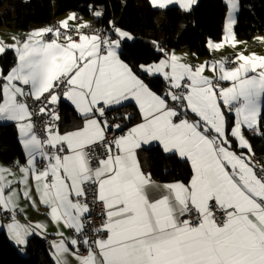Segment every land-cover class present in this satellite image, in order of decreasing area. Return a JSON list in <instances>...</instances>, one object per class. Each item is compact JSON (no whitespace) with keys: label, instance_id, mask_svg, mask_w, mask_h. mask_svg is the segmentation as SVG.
Listing matches in <instances>:
<instances>
[{"label":"snow or ice","instance_id":"snow-or-ice-1","mask_svg":"<svg viewBox=\"0 0 264 264\" xmlns=\"http://www.w3.org/2000/svg\"><path fill=\"white\" fill-rule=\"evenodd\" d=\"M149 3L189 12L197 0ZM225 3L210 53L243 43L234 31L239 0ZM87 8L94 19L105 14ZM78 18L0 40V55L14 52L6 74L0 67V122L14 125L24 153V163L0 166V220L8 221L0 231L22 251L32 236L47 239V224L18 218L23 200L45 207L56 226L52 264H70L69 256L76 264H264V158L247 135L264 138V55L192 64L153 41L158 58L137 64L124 50L132 34L112 20L93 29ZM148 77L162 78L164 91ZM62 102L81 121L63 131ZM129 105L139 122L110 121ZM153 147L190 166V178L154 179L139 158Z\"/></svg>","mask_w":264,"mask_h":264},{"label":"trees","instance_id":"trees-1","mask_svg":"<svg viewBox=\"0 0 264 264\" xmlns=\"http://www.w3.org/2000/svg\"><path fill=\"white\" fill-rule=\"evenodd\" d=\"M89 4L103 6L105 14L102 19H94L96 24L106 26L112 20L117 27L134 35V41L127 42L124 50L137 64L151 63L158 58L153 41L168 51L188 49L196 54L195 57H209L207 41L209 38L221 40L227 12L223 0H198L189 12L175 6L156 10L150 6L149 0H0V28L28 31L35 26L50 24L70 12L93 17L87 8ZM239 6L234 29L236 35L246 40L264 35V0H239ZM13 64V52L0 55V67L5 73ZM146 82L158 92H163L166 87L161 78H147ZM59 109L62 131L81 122L68 103L62 102ZM125 115L133 116L131 122L122 119ZM108 116L112 123L130 126L138 122V112L132 105L109 112ZM248 137L256 156L264 158V138L252 134ZM139 158L144 169L150 170L158 181H186L190 178V166L178 158L164 160L155 147L142 151ZM0 160L9 164L24 161L17 131L11 123L0 125ZM0 264H52V261L47 243L41 237H30L22 255L6 233L0 231Z\"/></svg>","mask_w":264,"mask_h":264},{"label":"crops","instance_id":"crops-1","mask_svg":"<svg viewBox=\"0 0 264 264\" xmlns=\"http://www.w3.org/2000/svg\"><path fill=\"white\" fill-rule=\"evenodd\" d=\"M198 1V0H197ZM225 6H226V3H225V0H223ZM196 4H194L192 6V8L195 6ZM178 7V5H171L169 7ZM168 7V8H169ZM155 9V8H154ZM156 10H159V9H156ZM162 11V10H161ZM227 11V9H226ZM72 13V12H70ZM70 13H67V14H64L62 16H59L57 18H55L52 23L50 24H43V25H40V26H35V27H32L30 30L28 31H17V30H13V29H10V28H7V27H1L0 28V40H2L4 43L6 44H11L13 41H12V37H24L25 35H27L31 30H34V29H39V28H42V27H46V26H55V25H58V23L64 19L67 18V16L70 14ZM78 19L75 21V23H81L83 21H87L89 22L90 24H92L94 22V18L93 17H85V16H82L81 14H78ZM226 15H227V12H226ZM237 15V14H236ZM226 18V17H225ZM73 22L72 21H69V24H72ZM130 33V32H129ZM131 34V33H130ZM236 34V33H235ZM133 35V34H132ZM257 36H264L263 34H259ZM255 36V37H257ZM134 37V35H133ZM254 37V38H255ZM236 38L238 41H242L243 43H240L237 45V47L235 48H232L231 46H225L222 50L220 51H213V52H209V49H208V52L210 54L209 57H195L193 58L192 56V52L188 49H180V50H175V49H172L170 50L171 51H175V53L177 55H180V56H184V54H187V57L185 59V62H189V63H192V64H199L201 62H204V61H214V60H219V59H222V58H225V57H228V56H233V54L235 52H243L245 55L249 54V53H256V54H259V55H264V43H261V42H258L256 41L254 38L252 40H246V39H242V38H239L237 35H236ZM135 39V37H134ZM134 40L132 41H128V42H133ZM214 42H220L219 41H214ZM255 44V47L252 46ZM11 52H13L12 50H9ZM14 53V52H13ZM6 74V73H5ZM206 74H210V73H206ZM149 79H152L154 77H148ZM162 79V78H161ZM68 103L72 109L74 110L75 114L79 117L78 113L75 111L74 109V106H72L70 104V102H66ZM134 107V105H132ZM135 108V107H134ZM135 110H137L135 108ZM138 112V111H137ZM61 114V112H60ZM61 117V115H60ZM139 122V121H138ZM62 124V121L60 119V125ZM132 125L128 126V127H131ZM17 131V130H16ZM251 133H248L247 135L249 136ZM17 137H18V133H17ZM21 147V150H22V153H23V149H22V146L20 145ZM23 156H24V153H23ZM20 163H24L23 162H20ZM0 166H4V167H11V165L9 163H5L3 161L0 160ZM14 171L16 169H13ZM21 207L24 208V214L23 215H20L18 218L21 220V222H27L24 218V216L26 215L28 220L30 221H34V222H42V223H45L47 224V239H44L47 243V246H48V249H49V246H50V241L51 240H54V239H58V237H56L54 235V233L56 232V226L49 220V218L47 217V209L43 206H38L37 209H33L31 206H26V202L21 200ZM7 219H2L0 220V223H7ZM61 230H64L63 228H61ZM65 231V234L67 235L68 232L67 230H64ZM40 237V236H38ZM11 241V240H10ZM11 243L13 245H15V243L13 241H11ZM16 246V245H15ZM17 247V246H16ZM20 251H22L19 247H17ZM25 248V247H24ZM24 248H23V251H24ZM69 259V262L70 264H76V262L72 259V257H68Z\"/></svg>","mask_w":264,"mask_h":264},{"label":"built area","instance_id":"built-area-1","mask_svg":"<svg viewBox=\"0 0 264 264\" xmlns=\"http://www.w3.org/2000/svg\"><path fill=\"white\" fill-rule=\"evenodd\" d=\"M101 27H104V26H102V25H100V26H92V28L93 29H95V28H101ZM228 57H232V56H228ZM59 114H60V109H59ZM15 162L16 161H13V162H11V167L15 164ZM15 169V168H14ZM94 213H95V223L98 225V223H99V213H100V208H96L95 210H94ZM6 219V218H5Z\"/></svg>","mask_w":264,"mask_h":264},{"label":"rangeland","instance_id":"rangeland-1","mask_svg":"<svg viewBox=\"0 0 264 264\" xmlns=\"http://www.w3.org/2000/svg\"><path fill=\"white\" fill-rule=\"evenodd\" d=\"M236 14H238V12ZM234 29H235V26H234ZM6 124H10V123L9 122H0V125H6ZM20 252L22 255H24V251H20Z\"/></svg>","mask_w":264,"mask_h":264},{"label":"bare ground","instance_id":"bare-ground-1","mask_svg":"<svg viewBox=\"0 0 264 264\" xmlns=\"http://www.w3.org/2000/svg\"><path fill=\"white\" fill-rule=\"evenodd\" d=\"M91 25H92V26H100L99 24H96L95 22H93ZM252 46H254V47H255V44H254V45H252ZM10 165H11V164H10Z\"/></svg>","mask_w":264,"mask_h":264}]
</instances>
